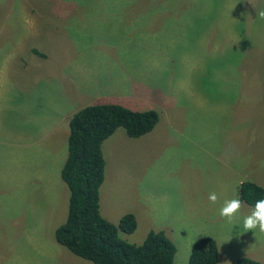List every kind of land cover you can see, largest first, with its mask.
<instances>
[{
  "label": "rangeland",
  "instance_id": "374dc122",
  "mask_svg": "<svg viewBox=\"0 0 264 264\" xmlns=\"http://www.w3.org/2000/svg\"><path fill=\"white\" fill-rule=\"evenodd\" d=\"M261 11L264 0H0V264H93L54 238L68 121L131 98L159 120L104 141L102 216L133 213L136 229L119 234L137 244L150 216L169 230L173 264H188L203 236L217 264H264V233L242 226L253 207L242 201L231 224L219 216L239 181L264 187Z\"/></svg>",
  "mask_w": 264,
  "mask_h": 264
},
{
  "label": "trees",
  "instance_id": "16d2710c",
  "mask_svg": "<svg viewBox=\"0 0 264 264\" xmlns=\"http://www.w3.org/2000/svg\"><path fill=\"white\" fill-rule=\"evenodd\" d=\"M34 53L43 55L36 49ZM159 120L154 109L133 110L118 103H94L72 114L68 121L67 155L60 170L69 190L67 215L54 230L57 243L93 264H173L176 247L163 230H149L141 243L120 237L137 227L133 213L115 224L100 213V187L105 177L102 145L119 128L128 137L150 132ZM238 197L254 207L264 199V187L250 180L240 182ZM216 241L203 236L192 243L188 264H217ZM234 264H261L240 256Z\"/></svg>",
  "mask_w": 264,
  "mask_h": 264
},
{
  "label": "clouds",
  "instance_id": "9594fccd",
  "mask_svg": "<svg viewBox=\"0 0 264 264\" xmlns=\"http://www.w3.org/2000/svg\"><path fill=\"white\" fill-rule=\"evenodd\" d=\"M258 15L264 19V11L259 12ZM217 199L215 193L209 195V200L213 204L217 202ZM241 207L242 201L238 198L226 200L219 210V216L231 224L236 220ZM242 226L244 232L258 230L260 233H264V199H260L255 203L251 213L243 218Z\"/></svg>",
  "mask_w": 264,
  "mask_h": 264
},
{
  "label": "crops",
  "instance_id": "0c3cea01",
  "mask_svg": "<svg viewBox=\"0 0 264 264\" xmlns=\"http://www.w3.org/2000/svg\"><path fill=\"white\" fill-rule=\"evenodd\" d=\"M124 98V97H123ZM119 100H121V98H119ZM136 100V98H131V100H130V104H129V108H131V109H133V110H139V109H143V108H138L137 106H135V101ZM154 129V128H153ZM153 132V131H152ZM69 133V132H68ZM149 133V132H148ZM104 144V143H103ZM102 149H103V145H102ZM103 154H105V153H103ZM64 163V162H63ZM63 165V164H62ZM62 168V167H61ZM240 182H242V181H239V183H238V185L240 184ZM103 184V183H102ZM102 186V185H101ZM149 218H150V216L149 217H146V221H147V223L149 224V226H148V229H154V230H162V229H164L165 230V234L168 236V237H170L169 236V233H168V231L169 230H167L166 228H164V226H160V225H156V226H153V224L150 222V221H148L149 220ZM160 227V228H159ZM162 227V228H161ZM237 259V258H236ZM235 259V260H236ZM234 260V261H235Z\"/></svg>",
  "mask_w": 264,
  "mask_h": 264
}]
</instances>
